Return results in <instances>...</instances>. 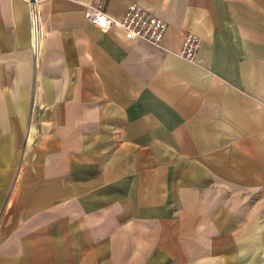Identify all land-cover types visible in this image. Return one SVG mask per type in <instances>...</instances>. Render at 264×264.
Masks as SVG:
<instances>
[{"label":"crops","instance_id":"obj_1","mask_svg":"<svg viewBox=\"0 0 264 264\" xmlns=\"http://www.w3.org/2000/svg\"><path fill=\"white\" fill-rule=\"evenodd\" d=\"M131 1L159 42L83 16ZM34 3L32 47L0 0V264H264V0Z\"/></svg>","mask_w":264,"mask_h":264},{"label":"built area","instance_id":"obj_2","mask_svg":"<svg viewBox=\"0 0 264 264\" xmlns=\"http://www.w3.org/2000/svg\"><path fill=\"white\" fill-rule=\"evenodd\" d=\"M27 4V16L29 24V37L32 47L38 42V14L35 7V0H24ZM84 18L100 28H107L114 24L121 29L127 38H137L151 43L159 42L166 24L158 16L150 13L136 2H128L122 14L113 18L96 5H87L84 9ZM199 45V37L186 32L181 40L177 54L187 60L193 61L194 54Z\"/></svg>","mask_w":264,"mask_h":264}]
</instances>
